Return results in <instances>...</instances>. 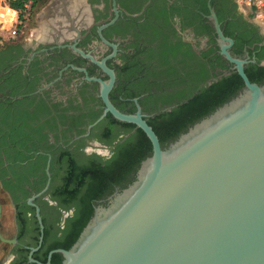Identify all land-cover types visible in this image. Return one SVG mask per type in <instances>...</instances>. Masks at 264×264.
I'll list each match as a JSON object with an SVG mask.
<instances>
[{"label": "flooded vegetation", "instance_id": "obj_1", "mask_svg": "<svg viewBox=\"0 0 264 264\" xmlns=\"http://www.w3.org/2000/svg\"><path fill=\"white\" fill-rule=\"evenodd\" d=\"M68 1L58 0L50 13L59 32L40 23L45 14L40 12L33 16V35L0 47V264H9L13 256L11 264H33L27 260L31 249L34 260L70 229L72 217L64 220L63 211L74 206L57 197L65 186L69 160L76 172L91 161L107 160L84 149L106 147L113 154L136 132L135 127L112 122L108 113L97 121L103 110L98 84L86 78L104 81L107 76L70 45L95 61L104 60L114 75L109 102L128 114L135 112L136 103L145 122L171 113L233 72L217 54L215 41L184 26L190 0H84L89 15L78 36L68 21L69 13L78 19V12H67ZM102 26L105 42L97 35ZM252 28L251 40L257 35L260 41L251 42L248 50L244 47L240 58L256 62L260 53L259 64L264 60V33ZM254 63L244 66L249 75ZM106 197L94 201L92 209Z\"/></svg>", "mask_w": 264, "mask_h": 264}, {"label": "water", "instance_id": "obj_2", "mask_svg": "<svg viewBox=\"0 0 264 264\" xmlns=\"http://www.w3.org/2000/svg\"><path fill=\"white\" fill-rule=\"evenodd\" d=\"M210 1L202 18L212 29L217 54L231 65L242 87L163 146L135 100L132 114L121 113L109 102L114 75L104 60L95 61L69 46L107 76L104 81L86 78L98 84L103 110L97 121L108 113L117 122L133 125L148 140L150 152L124 188L93 207L70 247L49 251L44 264L53 254L60 256L59 264H264V83L249 82L244 74L253 58L230 54L233 41L222 34ZM234 2L236 13L264 33V21ZM76 3L78 19L68 5L66 10L78 36L89 13L84 0ZM105 26L97 30L102 42L100 29ZM258 65L264 66V60ZM35 217L41 233L37 209ZM34 251L28 262L41 264L30 257Z\"/></svg>", "mask_w": 264, "mask_h": 264}, {"label": "trees", "instance_id": "obj_3", "mask_svg": "<svg viewBox=\"0 0 264 264\" xmlns=\"http://www.w3.org/2000/svg\"><path fill=\"white\" fill-rule=\"evenodd\" d=\"M6 2L9 7L15 10H20L22 7V0H6ZM44 2L45 0H31V7L38 8ZM187 4L190 9H184L185 15L182 18L184 26H193L197 35L205 34L209 37L210 42L213 43L212 29L206 20L202 18V15L207 14L206 0H190ZM210 6L215 12L222 34L233 41V45L230 48L232 56L240 58L244 47L247 49L251 42L257 43L260 41V37L257 35H254L251 40L250 34L254 31V28L246 22L245 18L236 13L237 5L234 0H211ZM249 9L253 12L252 8ZM249 17H251V13L246 16V18ZM202 56L206 57L207 52L203 53ZM262 56L260 53L256 56V62L253 65L254 71L251 75L244 70L249 82L264 83V66L259 67L257 65ZM208 65L212 67L211 62H208ZM221 65L220 62L219 66ZM241 87L242 82L233 71L229 76L212 83L209 87H206L200 93L176 107L171 113L159 114L148 119L146 123L157 137L160 146H163V144L172 141L189 125L233 97ZM107 116L109 117V115ZM164 118L166 121L169 119L167 123L162 122ZM112 122L122 127H134L133 125L114 120ZM149 152L150 144L148 140L140 130L136 129L135 134L119 145L111 158L107 160L99 163L91 161L90 164H86L87 166L77 168V172L72 171V161L69 160L67 177L64 179L65 186L60 190L61 192L58 193L57 197H59L58 200L62 204L74 206L75 218L68 221L70 229L68 228L67 231H64L63 239L48 243L45 246L44 253L39 257H34V260L43 264L49 251L68 249L90 218L92 213L91 204L111 194L113 188H124L132 180L138 163L149 155ZM64 192L65 195L63 194ZM60 260L58 254H53L49 264H59Z\"/></svg>", "mask_w": 264, "mask_h": 264}, {"label": "built area", "instance_id": "obj_4", "mask_svg": "<svg viewBox=\"0 0 264 264\" xmlns=\"http://www.w3.org/2000/svg\"><path fill=\"white\" fill-rule=\"evenodd\" d=\"M245 8H252L257 17L264 21V0H238ZM31 0H22L20 10H15L0 0V47L24 36L26 27L32 17Z\"/></svg>", "mask_w": 264, "mask_h": 264}, {"label": "rangeland", "instance_id": "obj_5", "mask_svg": "<svg viewBox=\"0 0 264 264\" xmlns=\"http://www.w3.org/2000/svg\"><path fill=\"white\" fill-rule=\"evenodd\" d=\"M51 1H53V0H45V2H44V4L42 5V6H40V7H38V8H34L33 9V12H32V17L33 16H36L38 13H40L42 10H43V8L47 5V4H49ZM57 1L58 0H55V1H53L54 2V5L56 6V5H58L59 3H57ZM54 7V6H53ZM53 7L49 10V11H43L45 14L43 15V17H42V19L40 20V23H41V21H43V22H46L47 24H48V26H52L53 27V29L55 30V31H58L57 29V25H56V20H55V18L52 16V14H50L51 13V10L53 9ZM35 14V15H34ZM30 18V21H29V23H28V25H27V27H26V30H25V32H24V36L23 37H27V36H31V35H33L32 33H33V30L35 29V28H37L36 26H37V24L35 23V22H33L34 20V17L33 18ZM33 24H34V26H33ZM33 26V27H32ZM40 27V26H39ZM59 32V31H58ZM38 35H39V32H38ZM1 258V257H0Z\"/></svg>", "mask_w": 264, "mask_h": 264}, {"label": "clouds", "instance_id": "obj_6", "mask_svg": "<svg viewBox=\"0 0 264 264\" xmlns=\"http://www.w3.org/2000/svg\"><path fill=\"white\" fill-rule=\"evenodd\" d=\"M84 152L86 154H89V155H91L93 152H96L97 155H100V156L105 157V158H111V155H112V153L106 147L105 148H100L99 146H97L96 148H93L91 146L86 147L84 149ZM50 203L55 205L56 202H51L50 201ZM74 213H75V209L74 208L73 209H69L67 211H63L64 220H67L69 217L75 218L74 217ZM62 226H63V221H62ZM12 259H15V256L10 258L9 264H11V260Z\"/></svg>", "mask_w": 264, "mask_h": 264}, {"label": "crops", "instance_id": "obj_7", "mask_svg": "<svg viewBox=\"0 0 264 264\" xmlns=\"http://www.w3.org/2000/svg\"><path fill=\"white\" fill-rule=\"evenodd\" d=\"M76 4H77L76 1L73 2V3H69V10H70L71 13L77 11V10H76V9H77Z\"/></svg>", "mask_w": 264, "mask_h": 264}, {"label": "bare ground", "instance_id": "obj_8", "mask_svg": "<svg viewBox=\"0 0 264 264\" xmlns=\"http://www.w3.org/2000/svg\"><path fill=\"white\" fill-rule=\"evenodd\" d=\"M50 9H51V8H49V9H45V11L47 12V11H49ZM69 11H70V10H69ZM46 12H45V13H46Z\"/></svg>", "mask_w": 264, "mask_h": 264}]
</instances>
